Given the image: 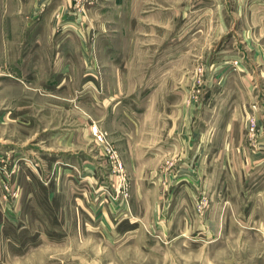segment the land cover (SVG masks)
Returning <instances> with one entry per match:
<instances>
[{"label":"rangeland","instance_id":"1","mask_svg":"<svg viewBox=\"0 0 264 264\" xmlns=\"http://www.w3.org/2000/svg\"><path fill=\"white\" fill-rule=\"evenodd\" d=\"M143 1L179 57L124 59L123 0H0V264H264V0Z\"/></svg>","mask_w":264,"mask_h":264},{"label":"crops","instance_id":"2","mask_svg":"<svg viewBox=\"0 0 264 264\" xmlns=\"http://www.w3.org/2000/svg\"><path fill=\"white\" fill-rule=\"evenodd\" d=\"M3 1H5V0H3ZM28 1H30L29 3H31L33 0H27V2ZM1 2H2V0H1ZM122 6H123V14H124L123 25L125 27V29H124V41H125V46H124L125 50L124 51L125 52L123 53L124 59H128L132 56V53H131L132 47H133L132 46L133 34H132V30H131L132 26L140 27V33H139L138 37L140 38V44H141L140 50L141 51L147 53L148 50L153 49V47H154L155 48L154 52H157V54H158V52L159 53L162 52L160 54L161 55L160 57H172V58L179 57V51L174 50L172 48L173 46L170 48L171 49L170 51H168L169 49L163 50L164 48L161 49L162 50L161 51V50H159L158 45H156V47L148 45L149 43H153V41H157L156 44L159 42L158 37H154L156 35H152L153 27H161V26L165 27V26H170V25L173 26V24H175V23H177V25H179V19H178L179 17L177 16V13H176L177 9L174 10L173 6H171L169 8V7H162L158 4H156L155 6L151 5L152 7H150L149 5H147V2H144L143 0H140L139 3H136V2L133 3L132 0H123ZM6 8L7 7L5 6V11L7 10ZM161 15H163V20L159 21L160 20L159 16H161ZM164 15H165V17H164ZM169 15L172 16L171 19H169ZM18 16H19V18L22 17L21 14H19ZM174 16H177V19L174 18ZM219 23H220L221 29H222L223 26L227 25V19H224L223 17H219ZM49 24H50L49 13H47V14L45 13L44 17L41 18V21L38 23L37 27L33 30V33L35 32L34 34L36 35L38 32L45 30L43 28L44 27L46 28V26H49ZM223 29H224V27H223ZM148 31H150V32H148ZM155 31H156V33L159 32V30H157V29H155ZM112 36L113 37H110V38L108 37V40L105 39L108 44H107L106 48L103 50L104 53H102V54H104L103 56L114 60L115 58H117V55L119 54V52L117 51V49L115 48L114 45L110 44L112 41H114L115 36L114 35H112ZM151 36H153V37H151ZM175 37H179V34L177 32L170 34V36H169V34L167 35L165 33L163 37L160 36L159 38H160V41H162V42H169L170 41L173 44L174 41L177 42V38H175ZM38 39H34V41L38 40ZM61 39H63L64 41H67V38L65 39V37H63ZM135 39H137V38H135ZM100 51L101 50H97V53H96L97 58L101 54ZM125 65H126V62H125ZM113 70L116 71L115 68ZM113 78H114V82H115L116 81L115 76H113ZM97 100H99V98ZM142 160H143V158L141 159V161ZM137 162L139 164L138 158L134 159L133 155H131V157H129L125 161L126 168L128 170L130 169L134 172ZM129 174L131 177L130 171H129ZM132 184H133V182H132Z\"/></svg>","mask_w":264,"mask_h":264},{"label":"built area","instance_id":"3","mask_svg":"<svg viewBox=\"0 0 264 264\" xmlns=\"http://www.w3.org/2000/svg\"><path fill=\"white\" fill-rule=\"evenodd\" d=\"M94 136L97 138L98 141H103L105 138L102 134H99L95 129L93 130ZM122 166L119 164V162H116V165H114L113 169L118 172L119 175H122Z\"/></svg>","mask_w":264,"mask_h":264}]
</instances>
